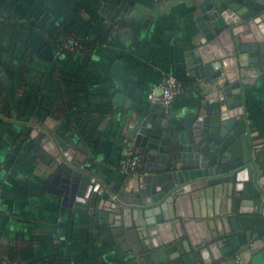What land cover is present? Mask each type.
Instances as JSON below:
<instances>
[{
  "label": "crops",
  "instance_id": "0c3cea01",
  "mask_svg": "<svg viewBox=\"0 0 264 264\" xmlns=\"http://www.w3.org/2000/svg\"><path fill=\"white\" fill-rule=\"evenodd\" d=\"M121 1L0 0V81L10 107L7 114L0 110V264H160L131 229L108 223L96 198L74 206L48 192L57 186L50 182L55 150L34 141L42 133L68 143L113 198L134 194L137 176L163 172L158 140L139 147L124 133L134 108H151L147 94L159 95L165 73L179 83L167 105L178 118L199 98L195 65L184 54L195 39L196 0ZM57 29L102 37L87 49L70 48ZM62 45L81 49L66 56ZM23 61L25 80L18 70ZM261 61L260 76L243 88L253 139L264 138ZM67 100L75 109L64 112ZM80 124L78 135L73 127ZM127 144L140 153L133 172L119 170ZM255 256L245 252L241 264Z\"/></svg>",
  "mask_w": 264,
  "mask_h": 264
},
{
  "label": "water",
  "instance_id": "95a60500",
  "mask_svg": "<svg viewBox=\"0 0 264 264\" xmlns=\"http://www.w3.org/2000/svg\"><path fill=\"white\" fill-rule=\"evenodd\" d=\"M195 10L184 54L193 58L199 98L179 118L158 103L134 108L124 133L139 147L157 139L163 172L137 176L134 194L113 198L76 149L38 133L35 143L56 154L57 186L47 191L74 206L96 198L108 223L131 229L156 263L236 264L235 254L249 252L252 264H264V138L249 132L243 89L261 72L264 0H196Z\"/></svg>",
  "mask_w": 264,
  "mask_h": 264
},
{
  "label": "built area",
  "instance_id": "2783aa9c",
  "mask_svg": "<svg viewBox=\"0 0 264 264\" xmlns=\"http://www.w3.org/2000/svg\"><path fill=\"white\" fill-rule=\"evenodd\" d=\"M73 44L75 45V43ZM158 87L160 88L159 95H154L153 90H151L147 94V99L149 102L158 103L162 106L169 105L178 94L180 88L176 77L170 73L163 74ZM139 160L140 153L138 148L132 144H127L124 150V159L119 170L121 172H133L137 167ZM234 261L236 264H241V255L235 254Z\"/></svg>",
  "mask_w": 264,
  "mask_h": 264
},
{
  "label": "trees",
  "instance_id": "16d2710c",
  "mask_svg": "<svg viewBox=\"0 0 264 264\" xmlns=\"http://www.w3.org/2000/svg\"><path fill=\"white\" fill-rule=\"evenodd\" d=\"M83 29H86V28L83 27ZM88 29H90V28H88ZM55 33L57 35L59 34V36H62L63 37V40H65L64 43L68 47H70L69 44H73V43H76V45H79V44L82 45L83 44L84 47L82 48V50L91 47L93 41L94 42H97L102 37V36H99L97 33L95 34L93 32H87V30L84 31V33H82V34H79V33H76L75 34L72 31H70L69 29H59V30L57 29L55 31ZM84 37H85V39H84ZM70 48H72V47H70ZM80 49L70 51V49L67 50L64 47V45L61 46V52H63V54H66V56H69L70 54L75 53V52H79ZM23 65H24V61L22 63L20 62L19 65H18L19 66L18 67V70H20L19 72H20V74H22L21 75L22 76L21 77L22 80L23 79L25 80L26 79V75L24 74V69L26 67V62H25V67H23ZM69 101L67 100L65 102V104H64L65 106H63V109L62 110L64 112L75 109V104H73L72 102H69ZM9 109H10V107H9V103H8L7 91H6L5 87H4V85L2 84V82L0 81V110L3 112V114L4 113L7 114L8 111H9ZM55 110H56V108H55ZM73 129L76 130L77 134L78 133L81 134V131L82 132L84 131V127H83L82 124H80V125H74ZM82 135H84V134H82ZM14 264H19V263L17 261H15Z\"/></svg>",
  "mask_w": 264,
  "mask_h": 264
}]
</instances>
